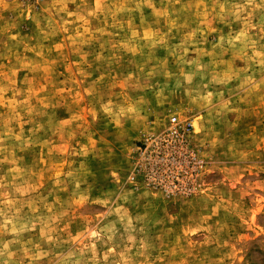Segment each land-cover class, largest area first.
Instances as JSON below:
<instances>
[{
    "label": "rangeland",
    "instance_id": "obj_1",
    "mask_svg": "<svg viewBox=\"0 0 264 264\" xmlns=\"http://www.w3.org/2000/svg\"><path fill=\"white\" fill-rule=\"evenodd\" d=\"M0 264H264V0H0Z\"/></svg>",
    "mask_w": 264,
    "mask_h": 264
}]
</instances>
